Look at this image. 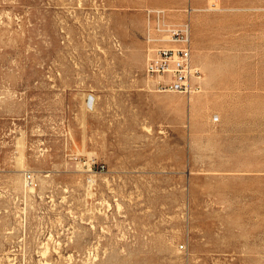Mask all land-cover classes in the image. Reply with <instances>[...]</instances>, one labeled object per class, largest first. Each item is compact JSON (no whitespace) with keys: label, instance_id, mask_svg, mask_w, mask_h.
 <instances>
[{"label":"rangeland","instance_id":"obj_1","mask_svg":"<svg viewBox=\"0 0 264 264\" xmlns=\"http://www.w3.org/2000/svg\"><path fill=\"white\" fill-rule=\"evenodd\" d=\"M190 3L0 0V264H264V0Z\"/></svg>","mask_w":264,"mask_h":264},{"label":"built area","instance_id":"obj_2","mask_svg":"<svg viewBox=\"0 0 264 264\" xmlns=\"http://www.w3.org/2000/svg\"><path fill=\"white\" fill-rule=\"evenodd\" d=\"M172 37L175 47L160 46L147 59L145 71L154 81L159 90H177L188 94L201 89L203 71L195 62L190 26L182 28H164ZM90 170L104 168L98 165L96 159L89 162ZM27 181L32 183L33 177L29 173Z\"/></svg>","mask_w":264,"mask_h":264},{"label":"crops","instance_id":"obj_3","mask_svg":"<svg viewBox=\"0 0 264 264\" xmlns=\"http://www.w3.org/2000/svg\"><path fill=\"white\" fill-rule=\"evenodd\" d=\"M186 0H175V1H171V0H162V4L158 6V8H162V9H158L156 12L158 13H163V14H168L169 12L167 11H178L180 12L182 9H184V7L181 8V6H183L185 4ZM192 3H194V0H191V3L189 4V6L187 7H191L193 10H191L190 14H193V12H195L196 8H194L192 6ZM176 6V7H179V8H170V6ZM186 8V7H185ZM168 9V10H167ZM182 13V12H181ZM184 14H186V12L184 11ZM192 17V16H191ZM192 18H189V21H187V23H183V21L180 23L181 26H185L186 24H188L190 26V30H191V39H192V29H193V26H192V22L190 23V20ZM185 21V20H184ZM165 25H169V24H165ZM193 41V40H192ZM192 45H193V42H192Z\"/></svg>","mask_w":264,"mask_h":264},{"label":"bare ground","instance_id":"obj_4","mask_svg":"<svg viewBox=\"0 0 264 264\" xmlns=\"http://www.w3.org/2000/svg\"><path fill=\"white\" fill-rule=\"evenodd\" d=\"M167 29H162V31H166ZM165 41L163 42V43H170L172 46H167V47H175V46H177L174 42H173V40H172V37H170V35H167V36H165L164 38H163ZM152 54V53H151ZM150 54V55H151Z\"/></svg>","mask_w":264,"mask_h":264}]
</instances>
